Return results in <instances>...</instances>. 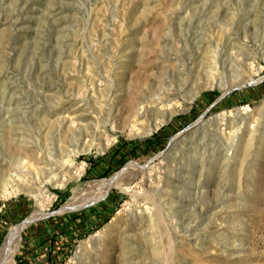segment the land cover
<instances>
[{"label": "rangeland", "instance_id": "obj_1", "mask_svg": "<svg viewBox=\"0 0 264 264\" xmlns=\"http://www.w3.org/2000/svg\"><path fill=\"white\" fill-rule=\"evenodd\" d=\"M32 214L15 264H264V0H0V248Z\"/></svg>", "mask_w": 264, "mask_h": 264}, {"label": "bare ground", "instance_id": "obj_2", "mask_svg": "<svg viewBox=\"0 0 264 264\" xmlns=\"http://www.w3.org/2000/svg\"><path fill=\"white\" fill-rule=\"evenodd\" d=\"M230 38L231 37L229 36V39ZM226 39H227V37H226ZM229 39H227V41ZM242 58H244V57H242ZM235 59H237V58H235ZM221 60H222V58H221ZM145 86H146V83H145L144 87ZM140 88L141 89H140L139 93L137 94V96L134 94V97L136 96L135 98H133V96H130L127 98L126 103H124L126 112L132 118L134 125H136L137 122L141 121V118L146 117L147 114L151 115L153 110H157L156 113H154V112L152 113L153 115L156 114V115L161 116L162 118H166L167 116L172 114L173 110L168 111V109L170 107L168 104V101L170 100L169 96L172 95V92H170V89H167L164 91L162 90L163 92H157L154 95L152 94V97H151V96L145 95V90L143 89V87H140ZM190 99L191 98H189V99L187 98V100L183 99V101L190 102L191 101ZM107 108H108L109 115H111L112 114V107H107ZM247 143L249 144V142H247ZM64 161H66V160L64 159ZM141 169L142 168L138 167L136 170L130 171L128 177L136 176L137 174L140 173ZM128 177H127V179H128ZM123 180H124V178H122V177H116V178H112V179H104V180L96 181L86 191H84L83 194H81L80 196L72 197L69 201H67L61 207L62 208L61 210L72 209V208H76V207L83 205L88 199H90L91 197L96 195L98 193V191L103 187V185H105V183H108V184L112 183V184H114V185H116L122 189L128 190L129 186H122ZM6 190L7 189H3V192L5 191V193H8V191H6ZM154 210H155L154 212L152 211L154 213L152 221L155 224H161L164 220H163L162 215L159 211V208H156ZM36 216H37V214H32L22 224H19L17 226H13L10 228V230H9V232L5 238V241L0 248V264H4V263L15 264L14 259H13V255H14V252H15L17 245H18L19 229L25 223H28L29 221L34 219Z\"/></svg>", "mask_w": 264, "mask_h": 264}, {"label": "water", "instance_id": "obj_3", "mask_svg": "<svg viewBox=\"0 0 264 264\" xmlns=\"http://www.w3.org/2000/svg\"><path fill=\"white\" fill-rule=\"evenodd\" d=\"M254 83H255V81H251V82H249V83L244 84V85L241 86V87H246V86L252 85V84H254ZM232 90H233V89H229L228 91L223 92L222 94H220V95L218 96L217 99H219L220 97H222L223 95L227 94L228 92H230V91H232ZM217 99H216V100H217ZM214 102H215V101H214ZM214 102H213V103H214ZM213 103H212V104H213ZM212 104H211V105H212ZM211 105H210V106H211ZM210 106H209V107H210ZM209 107H208V108H209ZM191 125H192V124H191ZM191 125H190V126H191ZM63 211H66V210H61V209L59 208L56 212H57V213H60V212H63ZM23 222H25V221H23ZM23 222H22V223H23ZM26 224H27V223H25L21 228H23Z\"/></svg>", "mask_w": 264, "mask_h": 264}]
</instances>
